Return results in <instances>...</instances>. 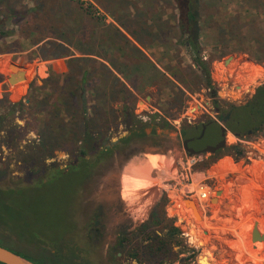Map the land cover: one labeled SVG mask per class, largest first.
I'll return each mask as SVG.
<instances>
[{
	"label": "rangeland",
	"instance_id": "rangeland-1",
	"mask_svg": "<svg viewBox=\"0 0 264 264\" xmlns=\"http://www.w3.org/2000/svg\"><path fill=\"white\" fill-rule=\"evenodd\" d=\"M90 7L95 17L84 11ZM24 11L27 16H14ZM177 15L173 0H0V30L12 34L0 40V100L27 98L29 108L18 120L23 141L13 149L0 147V168L8 165L10 171L0 187L17 189L0 191V243L33 256L72 254L83 264H220L231 254L246 264H264V241L251 238L255 229L264 234V129L243 144L227 134V147L241 144L244 158L199 155L195 180L211 189L209 205L180 190L177 164L189 155L184 140L198 136L192 144L198 149L215 145L221 131L211 122H222L181 44ZM201 21L202 59L219 99L245 104L264 83V0H202ZM118 22L137 30L148 62L122 43L114 25L133 39ZM61 45L69 56L54 58L65 52ZM123 84L136 88L133 97ZM83 88L94 132L111 144L135 127L143 126L146 135L120 141L101 159L87 154L88 170L26 187L49 181L46 174L27 183L29 157L42 139L69 149L55 152L48 164L56 161L66 169L76 161ZM57 99L66 108L58 103V117L48 115ZM125 108L135 117L128 128ZM160 203L164 223L141 235L139 227ZM168 224L179 228V245L168 241V253L145 254L139 247L145 238L163 235ZM126 234L130 242L120 247Z\"/></svg>",
	"mask_w": 264,
	"mask_h": 264
},
{
	"label": "trees",
	"instance_id": "trees-1",
	"mask_svg": "<svg viewBox=\"0 0 264 264\" xmlns=\"http://www.w3.org/2000/svg\"><path fill=\"white\" fill-rule=\"evenodd\" d=\"M173 1L175 3L176 10L178 11L177 23H178V28L182 35L181 44L188 50L189 55L191 56V59L193 61V66L196 68V71L203 76L204 87L209 93L208 96L209 99H211L212 101V108L214 112L217 114L218 119L223 123V125L228 129L229 132H231L234 136H236L241 140L247 139L263 131L264 83L259 87H257L253 97L243 105L237 106L233 103L220 100L218 97V90L215 88L211 77L210 65L209 63H207L202 59V46L200 44V38L202 32V26H201L202 0H173ZM84 11L87 15L95 17L93 15L92 7L84 8ZM28 13L29 11L16 12L14 16L25 17L28 15ZM2 23L3 20H0V26ZM118 24L123 29H125V31H127V33L133 39L132 42V40H130L120 30V28H117V26L114 25L117 33L121 38L122 43L132 45L133 49L142 55L143 57L142 59L148 62L149 61L148 58L142 52V48H146L147 45L138 36L137 30L130 31L127 28H125L123 24L119 22ZM11 35L12 34H10L9 32L0 30V40L2 39V37L11 36ZM136 43L138 45H136ZM61 47L64 49L65 52H63V54L61 55L54 56V58H63L65 56H69L67 54L70 52V49L62 45ZM42 58L44 60H48V58H45L44 56H42ZM172 75L177 81H179L181 85L184 86L186 85L177 77L175 73H173ZM123 86L125 87L124 91L130 97H133L135 95L134 92L130 88H128L125 84H123ZM132 88L136 90L134 86H132ZM72 95H74V93ZM72 95L70 96L72 97ZM26 99L27 98H24L18 102H12L7 97L4 96L0 100V147L2 146V147H6V149H13L16 148L20 144V142L23 141L25 135L24 128L18 124V120H23V118L20 116V113L23 114L29 113V108H27L25 104ZM80 99H81L80 101L83 112V120H82L83 128L81 130V135H80L81 143L78 146L76 161L70 162L66 169H60V166L56 161L50 162L48 164L47 160L53 159L55 157V152L58 151L68 152L69 149H63L57 146V144L49 143V141L42 139L41 143H38L36 144V146L33 147L35 150L33 154H31L29 157L28 168L26 169L27 170L26 175L28 176L29 179L27 183L29 185L32 183L33 178L37 179L39 176L41 175L45 176L46 174H48L47 176L49 178V181L48 183H44L42 180L40 184L38 183L26 187L46 186L56 177L60 175H65L69 173V171L77 170L80 168L88 170L91 168L92 165H90V162L86 159L87 154L92 153L96 155V158L101 159L103 156L107 154V151L109 149H112L113 146L114 147L118 146V143L120 141L128 142L134 136L142 137L146 135V133L143 130V126L135 127L131 130L129 136L123 138L122 140H119V142L111 144L108 138L103 137L100 132H94L90 127L88 107H87L88 103L86 97V90L84 88L82 89ZM28 103H29L28 107H31L33 101L30 99ZM58 103L61 105V107L63 106L62 110L66 108V106L64 107V105L65 104L67 105V102H65L64 99H57V102L54 101L51 104L52 106L48 108V112H47L48 115L58 117V114L56 112V108L59 109V107L56 106ZM42 111L46 112V110L44 109ZM50 112H52V114ZM124 119H125V126L127 128L135 120L134 114L129 110V108H125ZM139 123H141V121ZM53 127L54 126H52L50 130L52 129L54 131ZM36 148L41 153L38 156H36L37 155V153L35 152ZM245 153H246L245 147L242 146L241 144H237L219 150L212 156L215 157L216 160H219L221 156H230L235 160H238L239 158H244ZM9 174L10 171L8 165L4 166L3 168H0V182L7 181L6 178L9 176ZM7 190L15 191L17 189L14 188L4 189L0 187L1 192H8ZM166 203L167 200L163 204L164 207L167 205ZM161 207L163 206L160 203L152 211L150 219L144 222L139 227L138 230L141 235H144L147 232V230L152 226L154 225L161 226L164 223L162 211L161 209H159ZM163 228L165 229L163 231V235H159L155 232L157 235L153 237L151 234H149V236L145 238V241H143V245L139 246L140 248L144 249L145 254L155 255V254H166V252L168 253L169 252L167 248L168 241H170V244L172 241H175L174 244L176 243L177 245H179L177 240L180 234L179 228L174 227L173 224L165 225L163 226ZM128 235L129 234L123 235L122 240L119 243L120 247H123L125 243L130 242ZM0 244H3L13 249L11 251L15 252L16 254L22 256L23 258L35 264H83V263H78L72 254L67 256V255H60V253H58L50 258L44 256H33L31 254H26L24 251L17 250L16 248H13L9 244H4V243H0ZM138 254H142V253L134 252L131 255L138 257Z\"/></svg>",
	"mask_w": 264,
	"mask_h": 264
},
{
	"label": "built area",
	"instance_id": "built-area-1",
	"mask_svg": "<svg viewBox=\"0 0 264 264\" xmlns=\"http://www.w3.org/2000/svg\"><path fill=\"white\" fill-rule=\"evenodd\" d=\"M203 58L207 60L206 56H203ZM238 141L242 144L245 142L241 139H238ZM200 161L201 156L189 154L178 162L177 168L180 173V190H184L186 195L198 200L200 205L207 206L210 204L213 196L211 189L204 182H196L195 180V169ZM186 195L183 197V200L185 197H188Z\"/></svg>",
	"mask_w": 264,
	"mask_h": 264
},
{
	"label": "water",
	"instance_id": "water-1",
	"mask_svg": "<svg viewBox=\"0 0 264 264\" xmlns=\"http://www.w3.org/2000/svg\"><path fill=\"white\" fill-rule=\"evenodd\" d=\"M226 62H228V60H226ZM22 75V74H21ZM213 124H215L216 126H218V128L221 131V138L220 140L215 144V145H211V146H207L203 149L200 150H190L188 148V145L190 142H193L197 139L191 138V139H186L183 142L184 148L186 150V152L190 155H201L202 153H210V154H215L217 151L222 150L224 148L227 147V143H226V137L228 134V129L220 122L218 121H213L211 122ZM206 126V125H204ZM203 126V127H204ZM173 132V131H172ZM218 195H221V191H218L217 193ZM213 201H215V199H213ZM194 204L191 200L187 199L186 200V204ZM193 211L195 213V215L197 216V209L194 205ZM251 238L254 242L256 241H264V234H261L260 232H258L256 229L253 230L252 234H251ZM0 263L1 264H35L25 258H23L22 256L16 254L15 252L0 246Z\"/></svg>",
	"mask_w": 264,
	"mask_h": 264
},
{
	"label": "flooded vegetation",
	"instance_id": "flooded-vegetation-1",
	"mask_svg": "<svg viewBox=\"0 0 264 264\" xmlns=\"http://www.w3.org/2000/svg\"><path fill=\"white\" fill-rule=\"evenodd\" d=\"M192 138L197 139L198 136H197V137H192ZM230 138H231V137H230ZM189 139H191V138H189ZM230 140H231V139H230ZM196 141H197V140H195V141L189 143L188 148H189L190 150H200V149H198V148H195L194 146L192 147V144H194ZM226 166H227V165H226ZM192 205L194 206V204H192ZM188 206H189V205H188ZM191 210H192V209H187V211L190 212V213H191ZM239 256H240L239 254H231L229 257L224 258V259L221 260L219 263H220V264H246L245 262L239 260ZM248 259H249V258H245V261H249Z\"/></svg>",
	"mask_w": 264,
	"mask_h": 264
},
{
	"label": "crops",
	"instance_id": "crops-1",
	"mask_svg": "<svg viewBox=\"0 0 264 264\" xmlns=\"http://www.w3.org/2000/svg\"><path fill=\"white\" fill-rule=\"evenodd\" d=\"M143 49V48H142ZM133 92H136V90L135 89H131ZM228 133H230V132H228Z\"/></svg>",
	"mask_w": 264,
	"mask_h": 264
}]
</instances>
